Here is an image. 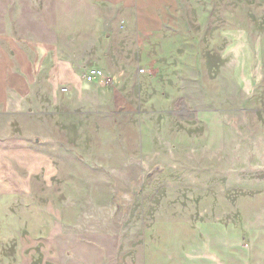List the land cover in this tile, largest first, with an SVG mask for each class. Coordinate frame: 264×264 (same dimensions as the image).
<instances>
[{"label":"rangeland","instance_id":"obj_1","mask_svg":"<svg viewBox=\"0 0 264 264\" xmlns=\"http://www.w3.org/2000/svg\"><path fill=\"white\" fill-rule=\"evenodd\" d=\"M173 2L165 31L143 43L116 32L135 13L121 6L0 0L4 49L45 45L53 93L58 80L48 120L0 114V137L24 128L51 143L64 175L36 178V199L66 203L68 231L230 220L264 189V0Z\"/></svg>","mask_w":264,"mask_h":264},{"label":"crops","instance_id":"obj_2","mask_svg":"<svg viewBox=\"0 0 264 264\" xmlns=\"http://www.w3.org/2000/svg\"><path fill=\"white\" fill-rule=\"evenodd\" d=\"M92 1L134 10V17H127L128 29L116 32H134L143 43L144 33L165 31L167 4L174 3ZM4 48L0 41V114H40L48 120L53 94L58 95V80L53 93L49 49L36 41L29 42L26 52L18 43L12 55ZM81 78L78 73L70 77V86L78 88ZM23 129L0 137V264H264V189L242 195L230 220L158 222L138 234L99 227L68 231L67 204L50 195L36 199V178L49 185L51 177L64 175L55 164L58 157L51 143L40 148ZM93 219L92 224L110 223Z\"/></svg>","mask_w":264,"mask_h":264},{"label":"built area","instance_id":"obj_3","mask_svg":"<svg viewBox=\"0 0 264 264\" xmlns=\"http://www.w3.org/2000/svg\"><path fill=\"white\" fill-rule=\"evenodd\" d=\"M93 79H94V75L93 74L89 75V80H93Z\"/></svg>","mask_w":264,"mask_h":264}]
</instances>
